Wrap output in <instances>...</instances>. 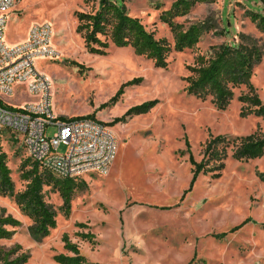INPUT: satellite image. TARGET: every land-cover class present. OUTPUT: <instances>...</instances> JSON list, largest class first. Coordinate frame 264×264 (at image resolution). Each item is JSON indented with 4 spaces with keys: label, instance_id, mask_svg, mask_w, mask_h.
I'll return each mask as SVG.
<instances>
[{
    "label": "rangeland",
    "instance_id": "1",
    "mask_svg": "<svg viewBox=\"0 0 264 264\" xmlns=\"http://www.w3.org/2000/svg\"><path fill=\"white\" fill-rule=\"evenodd\" d=\"M113 1L123 3L156 38L167 39L172 51L166 68L156 67L131 46L119 47L110 40L106 54L89 52L77 30L76 12H96L100 0H24L6 12L9 45L19 43L32 24L53 26L59 56L39 60L37 69L52 81L55 112L65 118L92 115L111 123L118 152L107 175L91 173L74 180L69 213L63 208L59 180L38 167L48 181L44 200L56 212L57 224L49 234L35 236L32 216L17 201L30 182L24 173L35 163L21 139L10 134L4 151L14 193L0 191V217L12 216L20 225L9 227L13 235L0 239V246L12 250L20 245L18 253L28 255L25 264H61L56 255H72L63 242L68 234L95 264H264V183L259 174L264 172V154L239 161L231 146L220 175L201 173L193 185L189 160L192 153L201 161L213 136L234 139L264 133V115L239 101L248 92L244 86L235 89L226 110H218L211 98L189 94L183 80L198 56L210 58L213 47L237 43L240 35L264 47V32L251 17L264 16V0H186L191 7L174 12L173 22L181 30L195 24L203 30L199 42L182 51L175 50L174 32L162 20L180 0ZM135 79L140 81L126 85L112 102L121 87ZM251 82L264 104V56L254 67ZM29 100L25 93L9 98L15 105ZM153 100L156 104L149 111L128 114ZM55 130L51 127L50 133ZM66 150V145L59 149ZM88 232L94 234L92 240L82 237Z\"/></svg>",
    "mask_w": 264,
    "mask_h": 264
},
{
    "label": "trees",
    "instance_id": "2",
    "mask_svg": "<svg viewBox=\"0 0 264 264\" xmlns=\"http://www.w3.org/2000/svg\"><path fill=\"white\" fill-rule=\"evenodd\" d=\"M86 2L88 0H85ZM191 1L180 0L174 8L162 15L175 35V50L182 51L185 48H193L200 39L202 27L198 24L187 30H181L180 26L173 22V13L179 14L182 9H189ZM176 8V9H175ZM176 10V11H175ZM78 19V32L82 33L89 52L106 54L110 46L109 40L119 47L131 46L138 55L146 56L155 62L156 67L166 68L167 58L172 47L165 38H156L153 31L147 30L139 17L127 13L125 5L113 0H100L99 9L96 12H76ZM252 21L257 22L258 27L264 32V16L251 15ZM237 43H226L213 47L215 49L210 58L200 55L194 65L188 66L189 74L184 77L186 82L185 90L199 98L206 100L211 98L218 110H226L235 96V89L242 86L248 92L239 96V101L251 107V112L264 115V104L251 82L254 67L264 56V47L256 39L248 35H240ZM104 38V39H103ZM243 39V40H242ZM135 79L124 84L112 99L115 102L123 93L126 85L136 83ZM156 101H148L140 106L133 107L128 114L147 112ZM105 106V105H104ZM242 107V113L246 114ZM92 116V115H90ZM82 116L72 117L81 118ZM70 119V118H69ZM125 117L116 119V124ZM111 124V123H109ZM232 146L233 158L239 161L261 158L264 154V133L256 131L246 136L228 139L223 135L211 137L205 144L203 158L197 161L193 154L189 160L193 166V180L195 182L201 173L212 172L219 176L220 171L225 167V160L228 157V149ZM35 163V162H34ZM37 163L33 170L25 172L24 178L30 180L27 188L18 194L17 201L23 206L34 220L31 231L35 236H45L50 229L57 224L56 212L44 200L43 186L48 184L46 176L39 173ZM42 172H45L43 168ZM48 172V171H47ZM260 180L264 183V172H260ZM58 186L63 198L66 212L71 209V201L75 182L73 179H58ZM0 191L3 194L13 195L14 183L11 179V170L6 162L5 152L0 154ZM20 221L12 216L0 217V239L10 238L13 231L9 227H17ZM80 227H87L79 223ZM82 237L92 240L94 234L91 232L82 233ZM64 247L72 253L67 255L60 253L55 259L61 264H95L87 260L81 254L79 245L72 242L68 234L63 235ZM21 248L17 245L12 250H5L0 246V264H25L28 260L26 253H18Z\"/></svg>",
    "mask_w": 264,
    "mask_h": 264
},
{
    "label": "built area",
    "instance_id": "3",
    "mask_svg": "<svg viewBox=\"0 0 264 264\" xmlns=\"http://www.w3.org/2000/svg\"><path fill=\"white\" fill-rule=\"evenodd\" d=\"M23 1L0 0V154L11 134L21 139L33 162L57 179L107 175L118 152L114 129L90 115L59 117L54 110L52 81L37 69L39 60L59 56L53 45V26L35 23L23 41L9 45L5 40L6 12ZM22 93L31 100L18 105L9 101ZM51 127L56 128L54 133H50ZM62 145L67 146L65 152L59 151Z\"/></svg>",
    "mask_w": 264,
    "mask_h": 264
},
{
    "label": "crops",
    "instance_id": "4",
    "mask_svg": "<svg viewBox=\"0 0 264 264\" xmlns=\"http://www.w3.org/2000/svg\"><path fill=\"white\" fill-rule=\"evenodd\" d=\"M16 9V8H15ZM28 31H29V29L26 31V34H25V36L20 40V42L21 41H23L26 37H27V35H28ZM232 43H236V41L235 42H232ZM82 178V177H81ZM74 180V179H73Z\"/></svg>",
    "mask_w": 264,
    "mask_h": 264
}]
</instances>
